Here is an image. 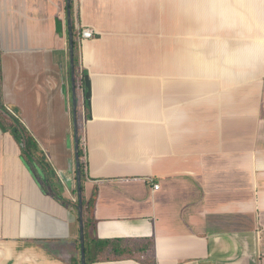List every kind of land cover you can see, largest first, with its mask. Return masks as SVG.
Returning <instances> with one entry per match:
<instances>
[{
	"label": "crops",
	"instance_id": "1",
	"mask_svg": "<svg viewBox=\"0 0 264 264\" xmlns=\"http://www.w3.org/2000/svg\"><path fill=\"white\" fill-rule=\"evenodd\" d=\"M197 3L74 0L76 30L95 32L75 71L90 264H264V55L221 71ZM66 17V0H0V110L61 195L0 126V264H80Z\"/></svg>",
	"mask_w": 264,
	"mask_h": 264
},
{
	"label": "clouds",
	"instance_id": "2",
	"mask_svg": "<svg viewBox=\"0 0 264 264\" xmlns=\"http://www.w3.org/2000/svg\"><path fill=\"white\" fill-rule=\"evenodd\" d=\"M260 2L264 4V0ZM195 12L202 33L217 37L214 55L219 58L221 71L243 67L264 55V11L252 0H198ZM221 34L233 36L236 45L220 39Z\"/></svg>",
	"mask_w": 264,
	"mask_h": 264
},
{
	"label": "trees",
	"instance_id": "3",
	"mask_svg": "<svg viewBox=\"0 0 264 264\" xmlns=\"http://www.w3.org/2000/svg\"><path fill=\"white\" fill-rule=\"evenodd\" d=\"M73 4H74V0H71L70 2L71 24H72V30L74 36V64L76 71V67H78L77 49L79 46V41L77 39L78 31L76 30L75 19L72 13ZM0 126L3 130H5L6 128H10L11 130L13 129L15 138L22 143L21 151L25 161L34 170L36 176L40 179L42 186L47 190L54 191L56 195L61 197L60 193H58V191L56 192V189L54 188L55 186L54 183L57 178L56 172L54 171L49 161L47 160L44 152L38 147L37 142L35 141L33 136L28 132L25 126L16 117L14 118L13 116H10L4 109L0 110ZM78 152H79L81 180H82L85 175V167H84V163L82 162V157L84 154L83 148L79 146ZM75 201L76 202H74V205H77L78 200L76 199ZM83 223H84V236H85V244H86V242L88 241V236L86 233L85 221H83ZM94 241L96 246L98 247L103 246L105 244L104 241L98 240L97 238H95ZM86 264H90V260H86Z\"/></svg>",
	"mask_w": 264,
	"mask_h": 264
},
{
	"label": "water",
	"instance_id": "4",
	"mask_svg": "<svg viewBox=\"0 0 264 264\" xmlns=\"http://www.w3.org/2000/svg\"><path fill=\"white\" fill-rule=\"evenodd\" d=\"M71 0H66V27L68 31V43H69V61H70V79H71V90H72V110H73V137H74V154H75V171H76V191L78 197V224H79V240H80V264H86L85 258V239H84V223L82 214V189H81V170H80V159H79V133L77 125V98H76V73L74 64V36L71 24ZM84 82L86 86L85 98L88 99L91 94L90 81L87 75L84 76ZM63 178V177H62ZM68 182V181H67Z\"/></svg>",
	"mask_w": 264,
	"mask_h": 264
},
{
	"label": "rangeland",
	"instance_id": "5",
	"mask_svg": "<svg viewBox=\"0 0 264 264\" xmlns=\"http://www.w3.org/2000/svg\"><path fill=\"white\" fill-rule=\"evenodd\" d=\"M181 2H182V0H181ZM182 29H184V31L186 32L187 31V25H181V30ZM166 43V42H165ZM82 44V43H81ZM181 44H183V46H185L186 44H187V42L186 41H182L181 40ZM154 75V74H153ZM83 95H80V106H79V110H77V114H76V119H77V125H78V133H79V139H80V141H79V146L81 147V148H83V135H82V133H83V127H82V125H81V123H82V121L81 120H79V113H78V111L79 112H82V108H83V106L85 105L84 104V101H83ZM82 106V107H81ZM80 114H82V113H80ZM63 179H64V177H63ZM71 189H72V199L73 200H71V202L73 203V205H74V202H76L75 200H76V186L74 185V180H73V183H72V186H71ZM76 206V205H75Z\"/></svg>",
	"mask_w": 264,
	"mask_h": 264
},
{
	"label": "built area",
	"instance_id": "6",
	"mask_svg": "<svg viewBox=\"0 0 264 264\" xmlns=\"http://www.w3.org/2000/svg\"><path fill=\"white\" fill-rule=\"evenodd\" d=\"M94 35H95V32H94L93 29H90V28H80L78 30V41H79V44H81L85 40L92 39L94 37ZM157 187H158V185L155 184L154 185V188H157Z\"/></svg>",
	"mask_w": 264,
	"mask_h": 264
}]
</instances>
